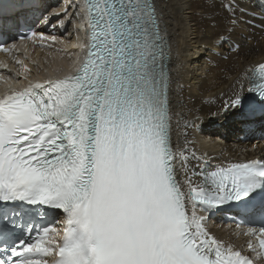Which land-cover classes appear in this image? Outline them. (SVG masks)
Instances as JSON below:
<instances>
[{
  "label": "snow or ice",
  "instance_id": "1",
  "mask_svg": "<svg viewBox=\"0 0 264 264\" xmlns=\"http://www.w3.org/2000/svg\"><path fill=\"white\" fill-rule=\"evenodd\" d=\"M167 7L83 0L74 71L0 96V264H264V160L210 168L174 144ZM22 16L0 8V36L15 39ZM249 79L220 109L241 130L264 122V63ZM224 205L260 218L244 233L255 259L206 228ZM40 209L62 210V234L35 228Z\"/></svg>",
  "mask_w": 264,
  "mask_h": 264
},
{
  "label": "bare ground",
  "instance_id": "2",
  "mask_svg": "<svg viewBox=\"0 0 264 264\" xmlns=\"http://www.w3.org/2000/svg\"><path fill=\"white\" fill-rule=\"evenodd\" d=\"M162 2L168 6L165 18L171 21L173 89L176 90L173 95L174 144L186 145L198 157L215 166L264 160V138L260 137L259 129L254 128L252 132L249 129L241 130L225 122L220 112L225 101L240 91L241 85L246 96V89L251 86L249 78L252 71L264 63V0H236L238 8L234 13L225 11L224 0ZM60 10L54 9L51 14ZM70 17L71 14L63 15L60 21L61 18L57 16L53 26L59 23L65 25ZM233 20L235 24L231 23ZM71 26L68 34L79 35L78 23ZM57 29L63 39L59 45L73 51L75 44L72 40L68 41L69 35L62 34L64 27ZM219 35H224L225 40L220 41ZM51 42L42 43L46 52L49 48L46 44ZM31 48L30 44H26L24 50L27 55H30ZM209 49L214 55L209 54ZM51 51L50 54L56 55ZM41 52L37 50L35 59L40 57ZM59 54L67 56L71 53L60 51ZM18 61L27 60L22 56ZM27 64V67L19 65L24 73L34 69ZM258 125V122L253 124L254 127ZM260 129H264V126ZM219 222L217 220L213 225L219 238L237 249H249L248 244L254 242L251 237H232ZM206 228L211 231L212 227L206 225Z\"/></svg>",
  "mask_w": 264,
  "mask_h": 264
},
{
  "label": "rangeland",
  "instance_id": "3",
  "mask_svg": "<svg viewBox=\"0 0 264 264\" xmlns=\"http://www.w3.org/2000/svg\"><path fill=\"white\" fill-rule=\"evenodd\" d=\"M72 19V20H71ZM74 19V20H73ZM68 22H66L67 24L69 23V29H70V26H71V24H72V26H73V24L75 23V18H74V16H71L70 18H69V20H67ZM64 25V24H63ZM71 26V27H72ZM61 28V26L60 25H58V28ZM53 28H55V27H53ZM55 31L57 32V34H59L58 36H61V32L58 30V29H55ZM72 33V32H71ZM70 33V34H71ZM61 37H57V39H56V41L58 42V43H56V44H49V46H52V48L54 49H52V51L55 53V54H59V50H62L64 47L63 46H60L61 44L60 43H62V41H61ZM63 40V39H62ZM60 42V43H59ZM60 44V45H59ZM69 44V43H68ZM58 45V46H57ZM69 46V45H68ZM56 47H57V49H56ZM68 49H70L69 47L68 48H66V50H68ZM48 50H49V48H48ZM47 50V51H48ZM51 51V52H52ZM28 56H31V55H28ZM35 57V56H34ZM31 58H33V56L31 57ZM35 61H40L41 62V60L39 59V58H36L35 59ZM28 63V64H27ZM42 63V62H41ZM26 64L27 65H31L34 69H31V70H34V71H36L37 72V70H38V67H35L32 63H30V61L28 60V61H23L22 62V65H24V67H27L26 66ZM22 67V66H21ZM31 73V71H30V69L28 70V71H26V73L25 74H30Z\"/></svg>",
  "mask_w": 264,
  "mask_h": 264
}]
</instances>
